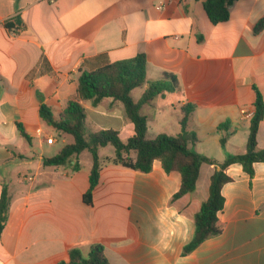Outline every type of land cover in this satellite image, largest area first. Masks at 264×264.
Listing matches in <instances>:
<instances>
[{
  "label": "crops",
  "instance_id": "0c3cea01",
  "mask_svg": "<svg viewBox=\"0 0 264 264\" xmlns=\"http://www.w3.org/2000/svg\"><path fill=\"white\" fill-rule=\"evenodd\" d=\"M204 1L0 0V190L6 185L10 198L0 264H57L68 250L86 255L92 244L103 246L109 264H264V163L253 164L250 185L239 164L225 169L231 181L221 187L217 213L223 230L185 256L182 247L194 232L188 203L206 200L218 167L202 164L193 193L171 203L178 172L165 173L157 160L148 173L103 162L86 205L91 158L84 151L64 166L42 164L72 141L45 125L40 104L57 116L74 99L80 71L137 54L145 56L148 82L164 74L176 80L173 92L141 106L146 139L177 135L181 107L189 104L195 152L218 164L245 152L253 86L264 100V29L253 33L264 19V0H236L216 25ZM15 19L19 28L8 30L4 24L17 26ZM139 89L135 98L130 93L134 102L144 85ZM81 105L89 131L112 129L122 141L132 135L120 102ZM256 140L264 149V119ZM106 147L98 150L101 160L113 157L100 156Z\"/></svg>",
  "mask_w": 264,
  "mask_h": 264
},
{
  "label": "trees",
  "instance_id": "16d2710c",
  "mask_svg": "<svg viewBox=\"0 0 264 264\" xmlns=\"http://www.w3.org/2000/svg\"><path fill=\"white\" fill-rule=\"evenodd\" d=\"M236 0H205L202 4L209 22L213 25L225 22L229 17V8ZM15 24L6 22L8 30L18 29ZM264 29V19H260L253 28V33ZM200 40V38H198ZM146 60L143 54H137L131 59L103 62L91 71H80L77 79L75 97L69 100L66 106L55 116L51 109L43 103L39 106V117L46 126L52 130L69 135L71 143L64 144L58 152L49 158H43L44 166H64L82 151L90 154L91 166L88 174V189L82 196L86 205H91V193L97 185L99 171L103 162L120 165L139 173L151 171L153 161H159L163 171L170 173L176 171L180 175V186L170 199L174 203L181 198L189 197L195 190L199 169L202 164L213 165L214 170L209 179L208 196L201 202H189L194 207L192 220L194 232L192 238L181 250L185 256L198 247L203 241L218 236L223 230V224L218 220L217 213L223 207L221 187L231 181L225 174V169L232 164H239L248 175L249 185L253 178V164L264 163V149L257 148V130L259 123L264 119V100L259 91L253 86L255 93L254 112L249 120V129L246 140V150L242 154H233L218 164L217 162L201 156L193 150L197 142L195 135L187 130V120L193 111V105L181 107L182 116L179 120V132L175 136L158 134L154 139L145 137L147 126L146 117L140 113L142 105L149 103L154 97L163 92H173L176 89V80L170 74H164L165 80L148 82L145 74ZM169 82H167L168 80ZM144 85L140 98L134 102L131 91ZM110 98L121 103L125 117L132 125V135L125 141L119 133L112 129L91 132L87 129L85 112L82 101H89L96 106L102 99ZM220 130V127L218 128ZM18 134L26 141L28 136L22 127L17 124ZM224 145V139H220ZM111 146L113 157L101 160L98 155L100 148ZM131 154L133 156H131ZM79 166L73 164L72 171ZM9 195L6 185L0 190V236L7 222ZM57 264H109L101 244H92L88 253L83 255L77 248L67 252V259Z\"/></svg>",
  "mask_w": 264,
  "mask_h": 264
},
{
  "label": "rangeland",
  "instance_id": "374dc122",
  "mask_svg": "<svg viewBox=\"0 0 264 264\" xmlns=\"http://www.w3.org/2000/svg\"><path fill=\"white\" fill-rule=\"evenodd\" d=\"M139 91H140L139 88L133 90V92H132L133 98H135L139 94ZM169 98L172 100L171 97H169ZM173 105H175V104H173ZM102 106H104L105 108L107 107L105 103H103ZM176 109H177V107H176ZM121 133H122V137H124L125 133H126V129H123ZM66 138H67L68 142L72 141L71 137H69L67 135H66ZM109 153H111V154L113 153V148L111 146H107L105 149H101L99 154L101 157H104V156L109 155ZM82 156H86L87 159H90V154L87 151H84Z\"/></svg>",
  "mask_w": 264,
  "mask_h": 264
},
{
  "label": "water",
  "instance_id": "95a60500",
  "mask_svg": "<svg viewBox=\"0 0 264 264\" xmlns=\"http://www.w3.org/2000/svg\"><path fill=\"white\" fill-rule=\"evenodd\" d=\"M216 170H219V168H216Z\"/></svg>",
  "mask_w": 264,
  "mask_h": 264
},
{
  "label": "built area",
  "instance_id": "2783aa9c",
  "mask_svg": "<svg viewBox=\"0 0 264 264\" xmlns=\"http://www.w3.org/2000/svg\"><path fill=\"white\" fill-rule=\"evenodd\" d=\"M50 141V140H49Z\"/></svg>",
  "mask_w": 264,
  "mask_h": 264
}]
</instances>
